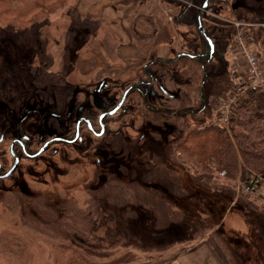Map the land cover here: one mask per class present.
I'll list each match as a JSON object with an SVG mask.
<instances>
[{
  "label": "rangeland",
  "instance_id": "obj_1",
  "mask_svg": "<svg viewBox=\"0 0 264 264\" xmlns=\"http://www.w3.org/2000/svg\"><path fill=\"white\" fill-rule=\"evenodd\" d=\"M96 1L87 0L86 11V0H66L57 12L39 17L28 13L34 0H0L4 143L18 137L19 120L33 139L31 151L60 133L70 137L64 129L67 111L74 122L95 114L90 107L77 109L98 100L93 92L103 80L113 103L101 106L109 110L139 78L137 68L147 54L133 43L142 36L146 2L153 1L103 0L93 15ZM237 1L242 8L232 17L264 23V0ZM152 91L166 101L155 87ZM135 99L133 93L129 103L137 104ZM209 107L214 114V101ZM131 111L129 126L118 114L107 119L108 135L101 142L84 130L89 144L55 142L0 179V264H107L120 257L123 264H218L216 247L228 264H264V198L246 196L242 181L225 179L176 149L187 131L209 126L206 119L185 113L163 122L153 116L144 125ZM229 206L235 213L244 209L245 234L215 230L231 214Z\"/></svg>",
  "mask_w": 264,
  "mask_h": 264
},
{
  "label": "trees",
  "instance_id": "obj_2",
  "mask_svg": "<svg viewBox=\"0 0 264 264\" xmlns=\"http://www.w3.org/2000/svg\"><path fill=\"white\" fill-rule=\"evenodd\" d=\"M65 1L34 0V7L28 13L40 14L39 17L55 13L64 6ZM157 1L154 0L152 11L155 16L160 15L163 18V25L160 32H156L154 49L137 68L136 75L139 78L135 80H148L146 72H149L153 77L152 85L139 84L141 90L134 89L130 93L136 96L137 104H132L125 112L119 111L116 114L127 121L126 126H129L128 120L133 114L131 109L144 125L149 124L148 119L153 116L165 122L175 114H200L206 119L204 123L209 126L187 131L176 149L205 169L212 166L223 178L234 182H241L252 173L264 175V90L248 92L240 98L238 105L233 108V117L228 128L214 125L209 107L211 99L222 98L233 87L230 76V45L235 36L232 22L239 18L232 17L231 14L234 16L236 9L242 8V5L237 0H209L200 21L214 45L215 51L210 56V45L202 34L198 19V10L204 0H161L163 4L159 7L156 5ZM191 3L196 6L193 7ZM162 11H166L165 16ZM243 20L247 21L245 18ZM247 22L251 24L246 28L248 34L264 57V23L256 25L249 20ZM163 49H166L164 53ZM179 54L181 56L175 60ZM157 58H162L163 61ZM180 66H183L181 70L178 69ZM154 87L165 98V102H160V98L153 94ZM149 94L157 99L155 103L149 100ZM110 97L111 94L107 104L113 103ZM106 153L111 155L112 152ZM133 256L127 254L131 259ZM127 257L126 260L131 262ZM124 261L120 257L107 264H123Z\"/></svg>",
  "mask_w": 264,
  "mask_h": 264
},
{
  "label": "flooded vegetation",
  "instance_id": "obj_3",
  "mask_svg": "<svg viewBox=\"0 0 264 264\" xmlns=\"http://www.w3.org/2000/svg\"><path fill=\"white\" fill-rule=\"evenodd\" d=\"M144 67H146V65H144ZM146 74H147L148 80H145V81H133V82H131L129 85H127L125 87L124 92L130 87H131V89L127 93L124 103L121 105V107L118 109V111L116 113H118L119 111L125 112L126 110L129 109V107L132 106V104L128 103V101H129L128 98H129V95H130L132 90H134V89H136L137 91L141 90L139 88V84H142V85H145V86H148V85L151 86L152 85L151 82L153 81V77L150 75L149 72H146ZM98 87H99L98 90H95V92H93L98 100L96 101L94 99L93 105H92V103H89V101H87L85 104L84 103L81 104L79 106V108L77 109V113H78L81 110V107L84 108L83 111H85L86 108L90 107L91 111L94 110L95 114L89 115V114L85 113L86 115L78 116V118H76V120L74 122L73 121L74 118H73V116H71V112L72 111L71 112H70V110L67 111L66 116H68V118H67V121H66L64 129H66L67 132L70 131V133H71L70 137L66 136L64 133H60V134L56 135L55 137L47 139L37 150H32L31 151V148H32L31 146L34 143L33 144L31 143L33 139L31 138L29 133H27V131L25 130V128L23 126V123H24L25 120H19V121L16 122V124L14 125V131H15V133H17L18 137L15 138V139H12L8 144L4 143V142H6L5 139H6V136H7V134H6L7 132L4 130V127L1 125V120H0V179L9 178L12 174H14V172L17 169V167L22 162L23 158H25V159H27V158L28 159H37L43 154V152L50 145H52L55 142L68 144V145H72L73 144L74 146H78V145L79 146L80 145L84 146L85 142L89 144V142H88L89 139L86 137V134H84V130H88L90 134L95 136L97 141H98V139H101V141H102L103 138L108 135L107 130L109 128L110 121L107 120V117L113 116L116 113L113 114V115H105L104 117H101L102 114L107 113L108 111L112 110L113 108L107 110L105 108V106L104 107L101 106V102L104 101V103L107 104V101H108V98H109V92L107 90L108 86L104 82V80L99 84ZM101 87H104V89L101 88ZM102 89L105 90V91L103 92ZM124 92H123V94H124ZM123 94H122V96H123ZM72 96H73V94H72ZM72 96L70 98L68 97V100H70L73 103L76 100L74 99L75 96H73V97ZM86 97H87V94L85 93V98ZM71 99H73V100H71ZM110 99H112V97H110ZM121 99H122V97L120 98V100L118 102H116L117 104L115 105V107L119 104ZM99 109L101 111L96 115V112ZM39 114H41V113L39 112ZM52 115L53 116L55 115L56 116L55 118H59L60 117V114H58V113H52ZM25 119H26V117H25ZM81 119H87L90 122L91 129H90V127H89L87 122H85L84 120L81 121L80 130H79L80 133H79V136L76 139V141H74L72 143H69V142H66V141H55V142H52L51 144H49L46 147V149L39 156L32 157V155L36 154L47 141H49V140H51L53 138H63L65 140H72L75 137V134H76L77 123ZM5 120L11 123V121H9V118L7 117V114L5 116ZM72 121H73V123H72ZM93 122L96 123V126L93 124ZM95 128H97L98 131L95 130ZM117 133H120V130ZM101 141H98V143L101 142ZM103 147H105V146H103ZM87 150L88 149L83 148V151H87ZM99 150H100V148H99ZM104 152L105 151H103V154H105ZM16 159L18 160V163L16 164L15 169L13 170V172L9 176H6L8 174V172L12 169V166L15 164Z\"/></svg>",
  "mask_w": 264,
  "mask_h": 264
},
{
  "label": "built area",
  "instance_id": "obj_4",
  "mask_svg": "<svg viewBox=\"0 0 264 264\" xmlns=\"http://www.w3.org/2000/svg\"><path fill=\"white\" fill-rule=\"evenodd\" d=\"M233 25L235 36L230 47L233 56L230 63L233 87L227 95L213 99V123L221 128L230 126L233 108L244 94L264 90V57L253 44L246 29L251 24L236 20ZM241 191L250 198L264 195V177L261 174H251L243 181Z\"/></svg>",
  "mask_w": 264,
  "mask_h": 264
},
{
  "label": "crops",
  "instance_id": "obj_5",
  "mask_svg": "<svg viewBox=\"0 0 264 264\" xmlns=\"http://www.w3.org/2000/svg\"><path fill=\"white\" fill-rule=\"evenodd\" d=\"M90 1V0H89ZM99 2V7L97 8L96 11H91L90 13L93 15H96L102 5L104 4L102 1L103 0H97ZM96 1V2H97ZM153 2H146V10L143 12V15H145L146 19H141L142 21H145V26H142V31L140 32L142 34L141 38L137 39L135 41V43H133V47H135L134 49L137 50V52H142V53H146L147 57L149 56V53L154 49V40H155V35L156 32H160L159 30L162 28L161 25H159V23H161L160 18L162 19V17L159 16H155V13L152 11L153 10V5H154V0H152ZM95 2V3H96ZM151 4L150 8H147V5ZM84 5V9L87 11L88 6H87V0L86 3L83 2ZM87 8V9H86ZM160 17V18H159ZM143 18V17H141ZM261 198H264V195L261 196ZM233 203V202H232ZM231 206V205H230ZM229 206V208H230ZM227 208L225 212H227V210L229 209ZM229 216H232L227 218L228 213L224 214V217L220 224H218L216 226L215 230L218 229H223V227H225L227 230H233V231H238V229L242 230V233L245 234V232H247L246 228L244 225H246V222L243 221L242 217L244 216V209H242L241 211L235 213L232 209V207L229 210ZM229 219V221H228ZM230 230V231H231ZM229 231V232H230ZM205 240V239H204ZM212 245H215V243H211ZM222 259L223 261L227 263L226 258L222 255V251H220L217 247H216V261L219 264V260ZM78 264H85V263H78ZM221 264V263H220Z\"/></svg>",
  "mask_w": 264,
  "mask_h": 264
},
{
  "label": "water",
  "instance_id": "obj_6",
  "mask_svg": "<svg viewBox=\"0 0 264 264\" xmlns=\"http://www.w3.org/2000/svg\"><path fill=\"white\" fill-rule=\"evenodd\" d=\"M208 2H209V0H205V1L203 2L202 6L199 8V10H198V19H199V27L202 28V34L206 37V39H207V41H208V43H209V45H210V52H209V55L212 56V54H213L214 51H215V49H214V45H213L212 41L210 40V38L206 35L205 30L203 29V24H202L201 21H200V20H201L202 12L206 10V8H207V6H208ZM183 54H184V55H188V56H190V57H193L192 55L187 54V53H183ZM180 56H181V54H179V55L175 58V60L178 59ZM157 60L163 61L162 58H157ZM130 89H131V87L128 88V89L124 92L121 101L119 102V104H118L114 109L108 111L107 113L102 114L101 117H104L105 115H113V114H115V113L118 111V109L121 107V105L124 103L125 98H126V95H127V93L129 92ZM83 120H84L85 122L88 123V125H89V127H90V129H91L90 122H89L87 119H81V120H79V122L77 123V126H76V134H75V137H74L72 140H65V139H63V138H53V139L47 141V142L41 147V149H40L36 154L32 155V157L39 156V155H40V154L46 149V147H47L49 144H51L52 142H55V141H66V142L72 143V142L76 141V139L78 138L79 133H80V132H79V130H80V123H81V121H83ZM17 163H18V160L16 159L15 164L12 166V169L8 172V174H7L6 176H9V175L13 172V170L15 169V166H16Z\"/></svg>",
  "mask_w": 264,
  "mask_h": 264
},
{
  "label": "bare ground",
  "instance_id": "obj_7",
  "mask_svg": "<svg viewBox=\"0 0 264 264\" xmlns=\"http://www.w3.org/2000/svg\"><path fill=\"white\" fill-rule=\"evenodd\" d=\"M69 98L71 97V96H68ZM73 97V96H72Z\"/></svg>",
  "mask_w": 264,
  "mask_h": 264
}]
</instances>
